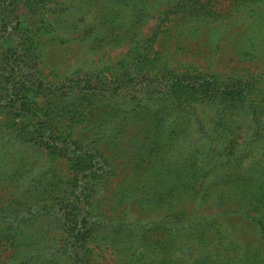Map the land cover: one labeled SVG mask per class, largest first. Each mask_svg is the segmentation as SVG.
Returning <instances> with one entry per match:
<instances>
[{"label": "trees", "instance_id": "16d2710c", "mask_svg": "<svg viewBox=\"0 0 264 264\" xmlns=\"http://www.w3.org/2000/svg\"><path fill=\"white\" fill-rule=\"evenodd\" d=\"M164 1L169 7L164 11L166 21L176 16L178 24H198V31L231 17L230 12L218 9L219 0ZM235 1L239 7L263 2ZM22 3L33 16L41 10L50 12L55 4L56 26L64 25L60 20L67 12L66 4H56L55 0H0V141L11 132L12 139L22 146L18 153L11 152L15 145L0 152V264H92L86 248L91 239L105 237L99 236L103 226L107 232L104 239H109L112 246L113 242L125 245L129 241L154 252L179 245L184 249L187 238L199 240L214 233V220L221 215L240 216L264 227L262 212L257 216L242 208L212 214L202 209L186 221L179 217L163 218L159 223L149 220L145 224L129 220L131 196H136L142 187L147 192L134 202L152 215L160 209L172 212L188 201L179 194L185 190L175 181V173L185 171L197 156L174 157L173 164L162 158H167L181 139L182 143L177 144L180 148L193 133L201 134L199 139L213 144V148H222L224 143L235 147L239 120L247 118L252 126L248 133L250 146L264 142L263 75L224 78L187 68H180L175 74L162 72L155 62L160 55L155 50L160 27L148 36L143 33L152 21H161L158 12L145 13L143 8H150L149 0H102L92 8L102 17L96 22L102 32H89L84 38L100 46L98 49L103 48L101 45L127 44L125 58L97 71L78 69L73 75L52 82L45 74L48 68L42 61L44 52L38 30L16 15ZM119 14L123 17L120 21L115 16ZM262 45L258 47L260 53H264ZM101 96V100L111 99V106L103 101L96 104ZM210 108L211 121L207 116ZM102 114H110L111 126L104 122ZM212 124L216 131L207 132L206 126ZM131 136L133 141H129ZM134 141L140 145L134 148ZM112 147L119 154H112ZM229 148H223V157ZM28 152L32 158L22 157ZM128 153V162L114 166V156ZM16 154L21 157L13 161ZM41 155L50 162L65 161L69 179L64 182L53 175L50 183L40 189V176H32L30 166L32 159ZM120 167H126L125 171L130 170L132 175L117 184L116 212L123 209L112 217L113 221L110 219V230L104 218L106 199L99 195L102 184L110 182ZM152 168V172L165 168L164 179L171 180L169 188L144 180ZM41 223L59 227L63 239L59 252L48 253L43 248L45 244L39 242L40 236L36 232L30 235V229ZM127 235L130 238L126 240ZM6 253L9 255L4 259Z\"/></svg>", "mask_w": 264, "mask_h": 264}, {"label": "rangeland", "instance_id": "374dc122", "mask_svg": "<svg viewBox=\"0 0 264 264\" xmlns=\"http://www.w3.org/2000/svg\"><path fill=\"white\" fill-rule=\"evenodd\" d=\"M98 1L102 0H55L56 4L65 3L67 6L65 8L67 12L65 15L63 14L64 21L60 20L64 25L57 24L59 27L54 23L55 4L51 5L50 12L41 10L37 16L29 13L25 3L18 7L16 15L27 26H31L39 32L44 52L42 61L48 68L45 70V74L52 82L57 81L55 78L71 76L78 69L86 72L88 70L97 71L105 66L115 65L125 58L129 48L127 44L101 45L103 48L98 49L100 46L98 47L92 40L84 38L89 32H98V35L102 32L96 24V22L99 23V20L101 21L102 17L92 9L93 6H98ZM149 2L150 8H143L145 13L158 12L157 16H160L161 21L158 24L157 19L152 21L148 28L143 30V33L148 36L160 27L158 29V44L155 47V50L160 53L155 60L158 70L162 72L169 70L175 74L180 71V68H187L198 73L213 74L224 78L249 74H259L264 77V53L258 51L260 44H263L264 47V0L257 5L251 4L244 7L235 4V0H219L218 9L230 12L231 17L224 23L212 25L207 30L201 28L200 31L197 30L199 25L196 23L186 26L183 23L178 24L176 16H171L166 21L164 11L169 7L164 0H149ZM115 16L119 21L123 19L122 14ZM99 98L96 99V104L103 101L111 106V102H113L111 99L101 100L103 96ZM128 104L130 103L128 102ZM212 111L213 109L210 108V113H207V116L210 114L213 116ZM101 116L104 118V122L109 124L110 114ZM211 116L209 121H211ZM251 129V123L247 118L239 120L240 134L235 147L224 143L222 148H213V144L199 139L201 134L194 133L189 136L183 148L178 147L182 143V139L177 142L175 148L169 151L167 158H162L169 159L166 162L173 164L174 157L187 159L192 155L197 156L193 162L188 164L185 171L180 170L175 173L177 180L173 178L183 185L185 191L180 190L179 194L188 201L178 205L172 212L160 209L152 215L148 210H142L140 205L134 202L139 201L138 199L145 195L143 193L147 192L142 187L137 191L136 196H131L133 201L130 203V222L145 224L151 220L152 223H159L163 218L175 220L178 217L186 221L195 216L196 212L201 213L203 210L212 214L213 211L221 213L231 211L233 208H242L257 216L260 215V212L264 214V142L251 147L252 142L248 135ZM206 130L207 132L216 131L214 124L206 126ZM134 139V136H131L129 141ZM139 145V141H134L131 144L134 148ZM11 146H14L11 151L14 153H18L19 148L22 147L16 144L12 139V133L9 132L7 137L5 136L0 141V152ZM224 147H230L225 157L222 155L226 151L223 149ZM114 152H118V150L112 147L111 153ZM31 154L28 152L22 157L32 158ZM130 154L123 157L114 156L113 162H116L113 163L114 166H120L124 160L128 162L130 158H125V156ZM17 155L12 158L13 161H17L21 157ZM31 162L32 176H40L37 182L40 189L50 183L53 175H58L59 179L64 182L70 177L65 161L50 162L47 156L41 155V157L32 159ZM125 170L126 167L124 169L120 167L113 179L110 182H104L101 186L99 196L106 199L103 202L104 218L107 221L106 225H110V230V219L112 220V217L123 209L119 208V211L116 212L117 199L115 196L119 190L117 184L132 175L130 170ZM164 170L165 168H159L155 170L157 172H152V168L151 174H147L144 180L157 184L159 187L162 184L167 189L171 180L164 179ZM45 173L47 175H43ZM9 194L11 195V192ZM100 197L99 199H101ZM111 209L115 210L111 212ZM214 221L216 224L214 233L199 240L195 237L187 238L183 242L184 249H181L179 245L171 249H159L158 252L150 249L144 250L129 241L124 245L122 242L115 243L111 240L115 244L112 246L109 239H104L107 232L105 231L106 226H103L99 236L104 235V240L102 238L91 239L86 248V255L92 264H264V227L260 228L251 220H245L235 215H221ZM55 226L41 223L30 229V235L37 233L36 235L41 238L39 242L45 244L43 248L50 254L59 252L63 244L62 232L57 225ZM125 237L126 240L130 238L129 235ZM131 239L135 240V237H131ZM122 249L124 252L120 251ZM8 255L9 253H6L3 258L5 259Z\"/></svg>", "mask_w": 264, "mask_h": 264}]
</instances>
